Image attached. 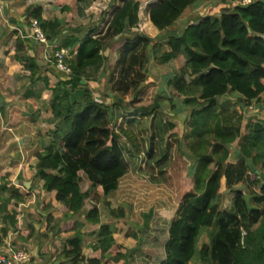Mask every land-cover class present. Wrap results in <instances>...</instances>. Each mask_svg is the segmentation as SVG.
<instances>
[{"label": "trees", "instance_id": "16d2710c", "mask_svg": "<svg viewBox=\"0 0 264 264\" xmlns=\"http://www.w3.org/2000/svg\"><path fill=\"white\" fill-rule=\"evenodd\" d=\"M112 1L117 4L104 29L99 32L95 26H89L63 33L65 29L61 20L43 19L41 8L30 15L39 22L47 40L58 43L56 49L67 51L64 61L71 72L64 74L58 71L63 79L60 78L57 86L50 89L53 100L49 107L55 123L52 132L60 135L58 144L54 146L52 143L41 151L38 146L41 135L32 132L34 128L30 118L21 116L20 109L10 110L12 116L19 119V124L13 128L15 135L32 137L31 144L24 148V154L32 152L33 161L30 166L27 159L20 175L29 177L32 175L30 168L35 169L34 178L41 180L43 190L52 196L42 206L43 212L47 213L44 227L52 220L48 211L55 208V202L61 205L59 211L64 220L58 223L55 236L59 239L55 243H60L63 248L59 254L56 253V258L65 259V264H125L129 252L126 244L117 239L125 224H118V234L114 235L113 226L100 223L96 206L84 212L82 219L76 217L91 190L99 187L105 195L117 191L135 160L130 151H124L120 135L110 128L114 120L112 110L94 101L86 84V79L91 80L89 72L102 67L110 42L139 24L140 0ZM197 1L156 0L148 7L147 21L159 32L170 29ZM229 1L232 5L223 8L218 16H203L196 24L189 23L180 32H171L167 40L169 49L155 57L158 65H165L183 56L182 70L170 79V83L185 97L184 103L196 106L190 113V122L201 117L185 135L191 140L190 150L196 158L192 189L180 197L172 211L164 259L159 264H188L191 260L202 264H264V124L249 122L245 126V134L240 135L242 115L229 108L220 109L218 104L219 98L229 97L244 107H250L264 93V0H251L247 4ZM149 39L139 36L132 39L131 44L126 41L122 47L124 52L119 53L117 60L121 70L114 90L125 91L129 83L135 87L138 79H129L134 72L137 78L143 77L141 71L136 73V69L144 64L146 58L143 51L139 53L138 50L147 47ZM23 46V39H17L13 59L22 65L21 76L34 79L39 68L34 58L21 55ZM52 61L54 64L55 60ZM186 71L197 73V76L187 82L184 77ZM7 79L6 72L0 69V91L9 95L4 88ZM118 83L123 86H117ZM71 92H79V98L73 99ZM156 108L157 102L154 101L141 106L137 112L154 116L157 115ZM3 110L4 107H0V149L13 135L2 130ZM158 116L153 128L156 127L158 132L173 129V124L163 125L162 116ZM238 137L241 157L228 162V147ZM153 138L154 133L146 152L149 159L154 155L151 147ZM160 138L162 140L163 136ZM177 142L180 147L181 140ZM208 145L210 150L206 151ZM170 147L168 142L159 145L162 155L156 159L157 164L161 165L162 159L168 157ZM176 158L177 161H185L180 153ZM1 160L7 162V158ZM212 162L214 166L209 167ZM258 162L260 170L253 169ZM26 165L30 167L27 172ZM4 169L5 164H1L0 218L9 221L13 227L15 210L18 203L24 201V195L14 185L8 184L17 168ZM260 175L261 180L257 178ZM240 184L258 186L257 192L249 190L253 196L251 204L256 208H249L246 196L240 189H235ZM222 190L235 194L228 210L220 209L215 203ZM86 223L91 227L84 233L96 237L90 257L83 254L80 244L81 229ZM32 229L21 227L14 233L22 237L26 235L23 239L27 240L33 234ZM128 229L123 238L136 241V235ZM209 229H212L210 243L198 246L202 233ZM8 234V228H0V243Z\"/></svg>", "mask_w": 264, "mask_h": 264}, {"label": "rangeland", "instance_id": "374dc122", "mask_svg": "<svg viewBox=\"0 0 264 264\" xmlns=\"http://www.w3.org/2000/svg\"><path fill=\"white\" fill-rule=\"evenodd\" d=\"M140 1V24L123 35L115 37L110 42L105 51L106 59L102 67L98 70L90 71L91 80L86 79V84L91 91L93 100L97 103H103L112 110L114 120L111 121L110 128L120 135V142L124 151H130L134 155L135 160L133 159V163L130 165L129 173L120 181L117 191L105 195L99 187L91 190L81 213L76 215V217L82 219L84 212L96 206L99 209L100 223L113 226L115 229L114 235L118 234L119 231L116 226L125 224L122 233L117 238L119 242L126 244L129 248L125 264H159L164 259V244L168 237L172 211L180 197L192 189L196 158L190 150L189 142L191 140L187 139L185 135L190 132V129L201 117L198 116L193 122H190V113L196 106L184 103L185 97L176 92L170 83V79L182 70L183 56L165 65H158L155 57L169 49L167 40L171 32L178 33L187 24H196L203 16H218L223 8L231 6L232 2L229 0H198L184 11L175 25L170 29L159 32L147 21L148 7L156 0ZM49 2H52V6L47 17L48 19L56 18L61 20L65 29L63 33L66 30H76L89 26H95L97 28L96 32L102 31L107 18L117 4V2L113 3L112 0H96L94 2L89 0L82 2H77V0H59L56 3H54L55 0H50ZM236 2L241 4L248 3V1L243 0H237ZM27 3L31 6L33 4L31 0ZM33 19L28 15L25 20L29 25V22ZM66 20L67 23L64 22ZM139 36L150 38L148 46L143 50H138L139 53L143 51L146 58L144 64L141 67L137 66L136 69V73L141 71L143 77L137 78L134 72L129 79H138L135 87L129 83L125 86L127 88H124L125 91L114 90V83L120 78L121 65L117 64L119 53L124 52L122 47L126 41L131 44V40ZM57 45L58 43L54 41L51 46H44L43 54L45 56L43 55L40 61L41 66L45 65L46 62L49 63L45 69V72L48 71L49 73L43 71L40 80H47L51 88L57 86L60 78L63 79V75L60 74L61 71L55 69L52 61L53 51L56 50ZM62 73L65 74V72ZM184 77L189 82L194 78V75L186 71ZM117 86L122 87L123 84L118 83ZM71 93L73 99H77L80 96L79 92ZM4 96L10 97L11 95L4 94ZM195 96L198 95L196 94ZM226 98H219V108H229L228 110H235L236 112L240 111L243 117L239 128L240 135L245 134V126L249 122H254L253 124L262 122L264 124V93L261 95L260 100L254 102L250 107H244V105L236 103L233 99ZM52 100L51 91L43 89L37 99L35 98L32 102H26L25 110L20 109L21 116L26 115L32 121L34 128L32 132L40 133L38 146L41 151L47 149L52 143L56 146L60 140V135L52 132L55 127L49 107ZM16 101L14 99V103ZM154 101L157 102V115L145 116L137 112L141 106H148ZM198 103L201 104V101ZM12 108H15L14 104L9 105V108L4 105V119H2L1 123L4 132L13 134L0 149V165L5 164L4 170L19 169L28 160L29 165L33 161L31 159L32 152L24 154V148L31 144L32 137L30 135H15L13 128L19 123L14 124L13 122L11 124L9 120L6 121L7 117L11 115L10 110ZM159 114L162 116V124L171 123L173 124V129H169L166 132H158L156 127H152L159 120ZM153 133L154 138L152 139L151 147H153L154 155L152 159H149L146 152L150 148V137ZM160 136H163L162 140ZM20 138L22 141L19 143L17 140ZM178 139L181 140L180 147L178 146ZM239 139L238 137L228 147V162H235L241 157ZM167 142L171 144L169 149L171 153L168 157L162 159L161 165L157 164L156 159H159L162 155L158 147L160 144L163 146ZM1 144L2 142L0 141ZM209 150L210 146L208 145L206 151ZM179 153L185 157V161H177L176 155ZM2 158H7V162L1 160ZM174 158H176L175 161H173ZM208 166L213 167L214 163L212 162ZM25 167L27 168L28 166L26 165ZM252 168L260 170V163L254 164ZM262 172L264 171L262 170ZM18 175L11 177L8 184L9 186L14 185L24 195V201H21L20 204H25V208L23 205L21 207L22 210L19 206L15 210V224L13 227H9L8 221H5L9 234L1 241L0 252L10 245L13 248H24L30 256V264H60V262L65 264V259H55L63 247L60 243H55L59 239V237L55 236L58 223L64 220L62 212L59 211L60 203L55 202L56 207L48 211L52 220L47 227H44L47 213L43 212L41 205L45 203L47 195H42V191H44L43 182L33 176V181H31L33 183L26 187L23 181H29L30 178ZM257 178L261 180V175ZM235 189H240L246 196L249 208L257 207L251 204L253 196L249 193L250 191L257 192V185L248 187L245 184H240ZM44 194H47V192ZM234 196L233 192L222 190L215 203L219 205L220 209L228 210L231 208ZM41 213L44 214L41 215ZM19 226L28 230L32 227V236L24 240L23 237L26 235L22 237L13 233ZM90 227L86 223L81 229L83 235L80 244L86 257H90L92 253L91 246L96 240V237L84 233ZM128 228L136 235V241L132 240V242L131 239L126 240L123 238V234ZM211 231L212 229H209L202 233L198 246L210 243ZM188 264L202 263L191 260Z\"/></svg>", "mask_w": 264, "mask_h": 264}, {"label": "crops", "instance_id": "0c3cea01", "mask_svg": "<svg viewBox=\"0 0 264 264\" xmlns=\"http://www.w3.org/2000/svg\"><path fill=\"white\" fill-rule=\"evenodd\" d=\"M28 1L29 0H0V69L6 72L8 79L4 88L8 90L11 95L10 97L4 96L3 92L0 91V107H4V105H6V108H9V105L14 104V107L15 108L17 107L16 109H24L27 104L26 102L28 101L32 102L33 99L35 98L37 99L39 93L43 92V89H48L49 91H51L50 84L47 83V80H43V79H42L43 81L40 80L43 75V71L45 72V69L48 67L47 64H49L48 62H46L45 65L42 66L40 65V61L42 60V57L44 55L43 54L44 46L41 45L39 42L26 37L27 33H29L30 31V22L28 25L25 19L28 17V15L30 16L31 13L38 8H41L42 18L48 19L47 16L52 6L51 5L52 2H49L50 0H46V2L45 0H31V2L33 3L31 6L27 3ZM56 1L58 2L59 0H55L54 3H56ZM139 19L141 20L140 13H139ZM140 20H139V24H140ZM19 38L23 39L24 41L23 52L21 53V55L28 58L29 57L34 58L36 64L38 65L39 69L36 72L34 79H29L26 76H21L20 72L22 69V65L21 63L13 59L15 53L14 46L16 40ZM124 46L125 44L123 45V47ZM10 47H12L13 49L9 50ZM45 73H49V72L46 71ZM191 74H193L194 77L197 76V73L192 72ZM14 99L17 100L16 103H14ZM238 112L240 113V111ZM8 120L9 122H11V124H13V122L14 124L19 123V119L16 116L13 117L12 114L7 117L6 121ZM24 136H28V135L25 134ZM17 141L20 143L22 139L20 138ZM28 170L29 169L27 167L25 172H27ZM6 171H10V170H6ZM20 171H21V167L19 169L17 168L12 177H15L18 174H20L19 173ZM31 172L32 175L26 177V178H30V180L23 181L24 185L27 182H29V186L30 183H33L31 181H33L32 177L34 176L35 173L34 169H32ZM15 182L17 183V181ZM42 193H43L42 195H47L45 203L49 202L52 198L51 194L50 193L44 194L46 193L44 191H42ZM44 204L41 205V208ZM23 205L20 204L19 202L17 208L18 206L20 207V209L22 206L25 208V204ZM43 214L41 213V215ZM8 224L10 227L11 223L9 221ZM2 227H6V223L5 220H2L0 218V228ZM18 228H20V226Z\"/></svg>", "mask_w": 264, "mask_h": 264}, {"label": "built area", "instance_id": "2783aa9c", "mask_svg": "<svg viewBox=\"0 0 264 264\" xmlns=\"http://www.w3.org/2000/svg\"><path fill=\"white\" fill-rule=\"evenodd\" d=\"M248 1V3L251 0H243ZM27 38H31L34 41L39 42L40 44H43L44 46H51V42H49L40 27L39 22L36 19L31 20L30 22V31L27 33ZM67 55L66 50L56 49L53 51L52 59L55 60L54 67L55 69L60 70L61 72H65V74H69L70 67L68 64L64 61V58ZM69 71V72H68ZM10 246V245H9ZM7 246L4 248L2 252H0V264H29L30 263V256L26 252L24 248H13Z\"/></svg>", "mask_w": 264, "mask_h": 264}, {"label": "water", "instance_id": "95a60500", "mask_svg": "<svg viewBox=\"0 0 264 264\" xmlns=\"http://www.w3.org/2000/svg\"><path fill=\"white\" fill-rule=\"evenodd\" d=\"M262 37L264 38V35H262ZM25 186H26V187H29V182H27V183L25 184Z\"/></svg>", "mask_w": 264, "mask_h": 264}]
</instances>
